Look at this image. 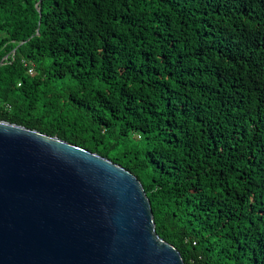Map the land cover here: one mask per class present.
<instances>
[{
	"label": "trees",
	"instance_id": "trees-1",
	"mask_svg": "<svg viewBox=\"0 0 264 264\" xmlns=\"http://www.w3.org/2000/svg\"><path fill=\"white\" fill-rule=\"evenodd\" d=\"M0 102L135 174L185 264H264V0H0Z\"/></svg>",
	"mask_w": 264,
	"mask_h": 264
},
{
	"label": "water",
	"instance_id": "water-1",
	"mask_svg": "<svg viewBox=\"0 0 264 264\" xmlns=\"http://www.w3.org/2000/svg\"><path fill=\"white\" fill-rule=\"evenodd\" d=\"M0 264L185 261L158 234L135 174L57 136L0 120Z\"/></svg>",
	"mask_w": 264,
	"mask_h": 264
},
{
	"label": "built area",
	"instance_id": "built-area-1",
	"mask_svg": "<svg viewBox=\"0 0 264 264\" xmlns=\"http://www.w3.org/2000/svg\"><path fill=\"white\" fill-rule=\"evenodd\" d=\"M33 72V69H31V73ZM0 105H2V106H5V107H7V109H10L8 106H10V105H8V104H2L1 102H0Z\"/></svg>",
	"mask_w": 264,
	"mask_h": 264
},
{
	"label": "rangeland",
	"instance_id": "rangeland-1",
	"mask_svg": "<svg viewBox=\"0 0 264 264\" xmlns=\"http://www.w3.org/2000/svg\"><path fill=\"white\" fill-rule=\"evenodd\" d=\"M4 104V103H3ZM9 108H11V106H8Z\"/></svg>",
	"mask_w": 264,
	"mask_h": 264
}]
</instances>
